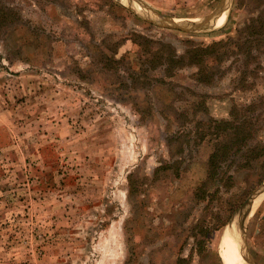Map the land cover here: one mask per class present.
Returning <instances> with one entry per match:
<instances>
[{
    "label": "rangeland",
    "instance_id": "1",
    "mask_svg": "<svg viewBox=\"0 0 264 264\" xmlns=\"http://www.w3.org/2000/svg\"><path fill=\"white\" fill-rule=\"evenodd\" d=\"M226 1L0 0V264H223V235L240 219L220 226L224 202L233 194L240 207L264 183V165L233 168L231 192L201 203L215 139L199 134L264 95V55L249 69L236 57L264 0H232L222 28L197 34L140 16L196 22ZM129 33L154 51L230 40L206 59L205 84L196 68L170 77L139 65L148 57L131 42L119 48L124 62L108 63L118 42L107 36ZM246 238L251 264H264V194Z\"/></svg>",
    "mask_w": 264,
    "mask_h": 264
},
{
    "label": "trees",
    "instance_id": "2",
    "mask_svg": "<svg viewBox=\"0 0 264 264\" xmlns=\"http://www.w3.org/2000/svg\"><path fill=\"white\" fill-rule=\"evenodd\" d=\"M1 19L6 21V15L5 18L1 16L0 21ZM251 22L255 24V27L252 25L244 27L243 30L239 31V38L237 39L239 53L236 54V57L244 59L246 69H249L250 66L260 65V58L264 55V13L258 18L252 19ZM107 38L108 40L113 38L118 42L114 49L105 46V48L110 49L112 54L108 63L116 61L121 64L124 62L126 58L120 57L119 48L131 42L148 57L147 62H140L139 65L145 64L151 70L162 67L170 77L177 74L179 70L196 68L197 72L193 75L194 80L205 84H209L212 78V72H204L202 69V67L206 69L204 66L206 59L213 55L216 47L226 48L230 40L227 38L212 45L196 44L192 40H186L182 41L183 49H178L172 42H166L162 43L161 49L154 51L155 47L152 40L137 33L111 34ZM105 67L108 68V64ZM245 74V77L241 78L243 80L242 85H248L246 87L248 90L254 89L255 84L250 85L251 75L247 71ZM133 75L137 76L135 72ZM262 120H264V95H257L245 106H235L229 120H209L208 128H206L208 130H204L203 134H199V136L202 141L210 136L214 137L215 140L213 152L208 160L206 179L197 192L198 197L202 199L199 202L209 204L211 198L216 194L228 195L235 186L236 173L233 168L236 172L241 171L247 167L250 160L258 162L263 160L262 165H264V140L262 138V142L259 139L260 132L264 128L261 127ZM224 203L229 206L230 210L227 220L220 225L222 228L230 222L239 208L235 204L233 194ZM177 264H191V260L180 257Z\"/></svg>",
    "mask_w": 264,
    "mask_h": 264
},
{
    "label": "bare ground",
    "instance_id": "3",
    "mask_svg": "<svg viewBox=\"0 0 264 264\" xmlns=\"http://www.w3.org/2000/svg\"><path fill=\"white\" fill-rule=\"evenodd\" d=\"M227 4L219 10V12L214 13L210 17L196 21L195 24L189 26L192 32L202 31V32H211L213 30L220 29L224 26V19L229 16V4L232 0H227ZM162 24H167L162 22ZM193 25V26H192ZM259 197V196H258ZM258 197L254 202L253 210L257 204ZM243 228L240 224V219L237 224H232L228 229L225 230L223 235L219 253L223 264H251V260L248 256V251L246 250L245 242L242 238Z\"/></svg>",
    "mask_w": 264,
    "mask_h": 264
},
{
    "label": "water",
    "instance_id": "4",
    "mask_svg": "<svg viewBox=\"0 0 264 264\" xmlns=\"http://www.w3.org/2000/svg\"><path fill=\"white\" fill-rule=\"evenodd\" d=\"M208 16H206L203 19L208 18ZM140 17L149 21L150 23L155 24V25H160L162 27L171 28L174 30H180V31L187 32V33H196V32H192V30H190V28H189V26L191 24H195V22H193V21L176 23L177 22L176 20L164 18L161 16L158 17V20L157 19L156 20H150L149 18H144L142 16H140ZM162 22H166L167 24H162ZM262 194H264V183L255 192H253V194L247 200H245V202L238 208V210L236 211V213L232 217V219H233L236 216V214L239 215L240 224H241L242 228L244 229L242 238L246 244H247L246 224L248 222L249 216L252 214L256 197H258ZM232 219L230 220V222L232 221ZM252 264H254L253 261H252Z\"/></svg>",
    "mask_w": 264,
    "mask_h": 264
}]
</instances>
